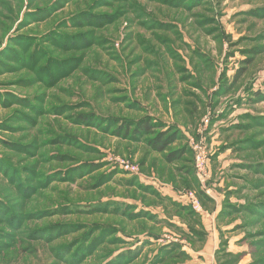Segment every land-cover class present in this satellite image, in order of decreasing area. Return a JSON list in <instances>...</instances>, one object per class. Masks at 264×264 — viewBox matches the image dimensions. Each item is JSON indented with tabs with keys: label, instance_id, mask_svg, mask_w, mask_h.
Returning <instances> with one entry per match:
<instances>
[{
	"label": "rangeland",
	"instance_id": "374dc122",
	"mask_svg": "<svg viewBox=\"0 0 264 264\" xmlns=\"http://www.w3.org/2000/svg\"><path fill=\"white\" fill-rule=\"evenodd\" d=\"M253 92L264 0H0V264H154L167 245L187 254L168 264H264ZM145 118L176 136L163 153L120 128Z\"/></svg>",
	"mask_w": 264,
	"mask_h": 264
},
{
	"label": "trees",
	"instance_id": "16d2710c",
	"mask_svg": "<svg viewBox=\"0 0 264 264\" xmlns=\"http://www.w3.org/2000/svg\"><path fill=\"white\" fill-rule=\"evenodd\" d=\"M245 69L246 67L241 68L239 70L238 74L234 78V81H233L234 84H236L240 80V78L244 75ZM252 96H253L252 97L253 101H256L257 99H264V94H262L261 92H253ZM158 127L159 125L154 123L153 120H151L150 118H145V119L138 121L137 123H126L124 126H121L120 128L127 131L128 134H130V131L132 129V136H136V137L141 136V135L149 136L150 138L147 140V142L149 144L150 149L158 153H163L172 143H174L177 140V138L174 134L156 132V129ZM183 156H184V151L182 152L173 151L166 156V161L167 163L172 164L173 162L181 160ZM262 184H264V181L259 182L256 185H262ZM252 205L253 207H257L258 210L250 209L248 211L252 213L254 212L258 215L260 214L264 215V201L257 202L256 204H252ZM239 211L240 210H236V212H239ZM130 216L132 217L131 219H133V221H137L139 219L145 218L146 214H137V213L131 212ZM160 257L161 258H156L154 260L155 261L154 264H164L166 261L168 264V262L171 261L172 259L187 258V254L180 252L179 248L176 245H172V247L167 245V248H163L160 251Z\"/></svg>",
	"mask_w": 264,
	"mask_h": 264
},
{
	"label": "built area",
	"instance_id": "2783aa9c",
	"mask_svg": "<svg viewBox=\"0 0 264 264\" xmlns=\"http://www.w3.org/2000/svg\"><path fill=\"white\" fill-rule=\"evenodd\" d=\"M192 149L195 154V171L198 180L202 185L206 182V177H208V171H209V158L207 155V151L204 148L202 143L199 142H192ZM206 193H210L207 191ZM186 200L190 201V205L193 211L200 212L201 211V205L199 202V198L196 193H188L185 195Z\"/></svg>",
	"mask_w": 264,
	"mask_h": 264
},
{
	"label": "crops",
	"instance_id": "0c3cea01",
	"mask_svg": "<svg viewBox=\"0 0 264 264\" xmlns=\"http://www.w3.org/2000/svg\"><path fill=\"white\" fill-rule=\"evenodd\" d=\"M169 194H170V196H168V197L172 198L171 199L172 200L171 206L173 207V205H174L173 208H176L178 212H181L182 214H185L188 217H191V216H189V213H191V211H192V213L193 212L194 213H200V212H195V211L192 210L191 205H190V201L189 200H186L185 195L179 196L175 192H173V193H170L169 192ZM175 202H177V204H179V205H177V204L175 205L174 204ZM156 212H158V210H156ZM179 215H181V214H179ZM179 217H181V216H179ZM179 217L178 216H174L171 219L169 217V209L167 208V216H166V218H164L165 219L164 221H167V224H187L186 223L187 221L186 222H183V221H181L179 219ZM218 244L219 243H217L216 246H218Z\"/></svg>",
	"mask_w": 264,
	"mask_h": 264
}]
</instances>
